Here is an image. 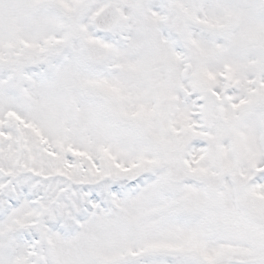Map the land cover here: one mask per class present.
<instances>
[{
  "label": "snow or ice",
  "instance_id": "obj_1",
  "mask_svg": "<svg viewBox=\"0 0 264 264\" xmlns=\"http://www.w3.org/2000/svg\"><path fill=\"white\" fill-rule=\"evenodd\" d=\"M0 264H264V0H0Z\"/></svg>",
  "mask_w": 264,
  "mask_h": 264
}]
</instances>
